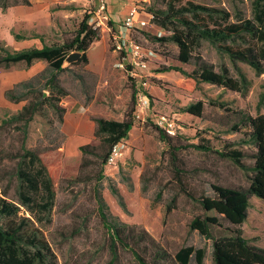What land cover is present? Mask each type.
<instances>
[{
  "label": "rangeland",
  "instance_id": "rangeland-1",
  "mask_svg": "<svg viewBox=\"0 0 264 264\" xmlns=\"http://www.w3.org/2000/svg\"><path fill=\"white\" fill-rule=\"evenodd\" d=\"M32 1L30 6L19 7V13L0 8V56L4 43H9L13 51L33 46L34 42L29 40L11 41L15 33L25 36L29 32L25 29L28 28L41 31L47 44L71 38L83 16L91 15L98 4L97 0ZM169 1L108 0V11L112 23H119L134 5L147 14L165 9ZM180 1L226 9L232 15L233 22L238 18H253L254 0ZM169 35L170 31L159 27L152 20L144 29L136 31L133 38L154 53V56L149 57L150 68L143 75V91L151 97L149 114H165L181 127L175 143L184 147L177 156L188 192L197 198L202 193H209L211 184L246 188L249 174L243 169L216 153L204 152L191 145L205 144L224 153L241 151L246 155L244 163L252 165L249 155L254 148L243 142L246 129L234 130L233 127L238 123L241 113L264 115V71L257 74L247 64L237 63L250 81L245 94L206 83L195 88L183 86L185 77L181 73L174 70L159 72L164 67H181L187 72L193 70L192 65L175 60V44L156 40ZM104 41L107 43V57H113L111 68L118 70L116 63L121 55L113 52L106 32L100 31V39L92 44L93 51ZM198 52L217 70L225 64L231 75L238 77L228 56L219 54L207 41H202ZM47 67V63L40 62L29 67L24 63L9 68L0 67V196L20 207L19 216L32 221L59 264H110L109 238L98 216L97 188L108 212L121 222L144 229L172 255L183 246L204 249L203 264H213L211 241L188 227L190 220L200 213L199 204L180 191L179 183L174 178L170 153L159 139L150 118L143 124L134 123L136 134L122 141V158L116 164L104 167L99 184L97 168L89 166L80 169L82 154L79 147L83 144H99L94 136L93 118L118 119L122 111L124 119L133 109L134 86L123 72L116 71L120 75L110 72L99 77L89 72L86 66H69V70L58 75L60 85L67 91V96L61 98L59 103L65 109L63 122H60L58 113L47 105L34 115L25 133L21 129V122L10 120L26 101H9L5 96L6 90L40 73L47 76ZM39 78L35 83L39 82ZM104 78L109 80L108 86L99 83ZM23 92L17 89L14 95ZM199 100L204 102L202 117L181 111L184 106ZM23 143L27 149L41 153L46 166L57 168L54 180L56 196L49 213L40 211L37 204L29 208L19 204L20 192L27 191L26 185L20 181V165L29 173L37 170L28 161L21 162ZM134 154H140L141 158H134ZM89 159L95 161L93 156H89ZM111 186L118 189L125 208L112 194ZM158 193L161 194L159 198ZM42 197L41 191L33 193L35 203L43 202ZM173 197L176 198L173 209L165 215L166 205ZM249 201L248 215L242 225L243 233L251 244L264 248V200L251 196ZM8 222V218H0V224L6 225ZM222 225V228L212 230L214 235L228 227L225 222ZM139 253L148 261V253L140 249ZM113 264L139 263L129 251L120 249ZM189 264L197 262L192 259Z\"/></svg>",
  "mask_w": 264,
  "mask_h": 264
},
{
  "label": "trees",
  "instance_id": "trees-1",
  "mask_svg": "<svg viewBox=\"0 0 264 264\" xmlns=\"http://www.w3.org/2000/svg\"><path fill=\"white\" fill-rule=\"evenodd\" d=\"M17 5L30 6V2L29 0H13L12 2L11 0H0V8L3 10ZM147 15L152 16V20L159 27L170 31L168 37L156 38V40L175 44L177 47L175 60L181 64L193 66L191 72L181 67H164L159 71L174 70L181 73L185 77L183 86L195 88L206 83L245 94L250 81L237 63L247 64L257 74L264 71V0H254L253 18H238L236 22L231 21L232 15L226 9L201 5L192 1L182 3L180 0H170L165 9L153 10ZM15 38L21 40L26 37L17 34ZM33 38L41 42V48L30 47L13 51L4 44L3 53L0 56V67L2 68H9L18 63H24L29 67L34 61H45L48 66L47 76L40 73L29 80L16 83L14 88L7 89L5 92L9 101L15 103L26 101L21 110L10 119L13 122H21V129L24 133L34 115L46 105L58 113L60 122H63L62 115L65 109L59 103L61 98L67 96V91L60 85L58 75L69 70V66L72 65L87 66V52L92 44L100 39V30L90 23V14H85L71 38L52 44H47L42 34H34ZM202 41H207L214 46L219 54L228 56L238 75L237 78L231 75L225 64L220 65L217 70L212 63L207 62L199 54L198 49ZM72 52H79L82 55L78 61L65 66V59ZM38 78L39 82L35 83ZM17 89H22L24 92L16 96L14 93ZM46 92L49 94L46 95ZM147 95L151 100L150 95L148 93ZM132 103L133 109L122 121L94 117V136L99 144H83L79 147L82 154L80 169L89 166L97 168L98 184L103 178L102 174L112 146L127 139L134 127L135 89L132 91ZM181 111L200 118L203 115L204 102L199 100L190 103ZM151 124L157 131L161 142L167 146L174 169V178L179 183L180 191L199 204L200 213L190 220L188 227L192 231H197L204 239L211 241L212 263L264 264V248L251 244L245 238L242 229L248 215L250 197L255 196L264 200V115L252 116L241 113L238 123L233 127L234 130L246 129L243 142L254 148L249 155L252 165L244 163L243 159L246 155L241 151L232 150L224 153L205 144L191 145L204 152L216 153L249 174V184L246 188L211 184V191L207 194L202 193L197 198L188 192L182 169L179 167L177 153L184 148L175 143V139L179 137L170 136L153 123ZM22 150L24 155L21 162L28 161L36 166L37 170L35 173H29L20 165V181L26 185L27 191L20 192L19 204L26 208L37 204L40 211L49 213L56 196L54 180L57 168L46 166L41 153L27 149L25 143L22 145ZM89 156H93L95 161H91ZM110 190L120 206L125 208L123 197L118 189L111 186ZM40 191L43 193V202L35 203L33 193ZM157 196L159 198L161 194L158 193ZM175 200L176 198L173 197L166 205L165 215L172 211ZM96 203L98 216L110 242V264L117 260L120 249L129 251L139 264H189L192 259L197 264H203L204 249L183 246L172 255L144 229L128 225L112 216L108 212L99 188L96 192ZM19 213L20 207L0 196V218L9 220L6 225L0 224V264H59L40 231L34 227L28 217H20ZM222 222L227 223L228 227H224L217 235H214L212 230L222 228ZM139 249L148 253V261L140 255Z\"/></svg>",
  "mask_w": 264,
  "mask_h": 264
},
{
  "label": "built area",
  "instance_id": "built-area-1",
  "mask_svg": "<svg viewBox=\"0 0 264 264\" xmlns=\"http://www.w3.org/2000/svg\"><path fill=\"white\" fill-rule=\"evenodd\" d=\"M96 9L90 15V23L94 28L106 32L113 50L121 55L116 68L122 70L132 81L135 89L136 110L134 123L143 124L150 118L152 123L170 136L178 134L181 127L177 122L161 113L149 114L150 99L143 91L145 82L144 73L150 68V56L154 53L146 50L133 38L134 33L144 29L153 17L143 14L140 7L134 5L119 23H112L108 11V0H97ZM123 141V140H122ZM122 142L112 146L106 166L116 164L123 156Z\"/></svg>",
  "mask_w": 264,
  "mask_h": 264
},
{
  "label": "crops",
  "instance_id": "crops-1",
  "mask_svg": "<svg viewBox=\"0 0 264 264\" xmlns=\"http://www.w3.org/2000/svg\"><path fill=\"white\" fill-rule=\"evenodd\" d=\"M30 4H32V0H29ZM24 5H19V6H13V7H9L7 8L8 10L11 9L12 12H18L19 13V10L18 8L19 7H23ZM25 30H28L29 32L27 34H24L25 35V39H21V40H18L15 38V35H20L19 33H15L11 39V41H26V40H29V41H33V46L31 47H37V48H41L42 45L41 42L38 40V39H35L33 38V35L34 34H42L41 31H39L38 29H25ZM5 44V43H4ZM5 46L7 47H11L10 44H5ZM27 48H30V47H27ZM106 48H107V43L106 41L102 42V44H99V46L97 48H95V50L93 51V45L89 48L88 52H87V57H88V64L86 66L87 70L89 72H91L93 75H96V76H99V77H102L104 75H107L108 73L110 72H115L117 75H120L118 72L116 71H121L123 72L122 70L118 69V70H113L111 68L112 64L113 63V57L110 56V57H107L106 55ZM11 49V48H10ZM25 49V48H23ZM98 49V50H97ZM22 50V49H21ZM114 53H116L115 51H113ZM35 62H40V63H46L45 61H34L33 64ZM120 72V73H121ZM124 73V72H123ZM125 74V73H124ZM123 77V76H122ZM100 84H102V86H108L109 84V80L107 78H104L102 79V81L99 82ZM69 114L67 113L66 114V119H67V116ZM108 120H115V121H122L123 120V114H122V111L119 115V118L118 119H108ZM94 123H93V127H94ZM137 127H133L131 129V131L129 132V136L128 137H133L135 134H136V130ZM134 158H141V155H136L134 154Z\"/></svg>",
  "mask_w": 264,
  "mask_h": 264
},
{
  "label": "water",
  "instance_id": "water-1",
  "mask_svg": "<svg viewBox=\"0 0 264 264\" xmlns=\"http://www.w3.org/2000/svg\"><path fill=\"white\" fill-rule=\"evenodd\" d=\"M81 55H82V54L79 53V52H72V53H70V54L66 57V59H65V63H67L68 65H70V64H72V63L78 61V60L80 59Z\"/></svg>",
  "mask_w": 264,
  "mask_h": 264
}]
</instances>
